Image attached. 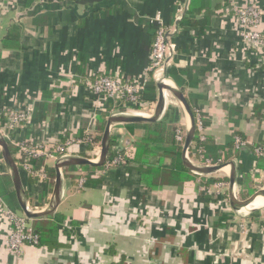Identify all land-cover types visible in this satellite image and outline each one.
Here are the masks:
<instances>
[{
  "label": "crops",
  "instance_id": "crops-1",
  "mask_svg": "<svg viewBox=\"0 0 264 264\" xmlns=\"http://www.w3.org/2000/svg\"><path fill=\"white\" fill-rule=\"evenodd\" d=\"M73 2L74 7L53 13L47 9L53 2L46 0H0V46L10 29L18 28L12 37L17 47L0 48V116L17 108L29 114L12 133L13 146L81 138L105 110V102L90 95V82L105 72L141 79L150 62L153 22L159 19L170 31L167 74L174 73L182 84L192 111L201 112L205 140L217 149L214 164L234 165L235 195L245 199L256 192L264 171L254 159L235 156L242 149H264V111L257 114L264 107V60L240 38L234 11L256 5L264 32V0ZM146 106L151 111L139 115L152 114V104ZM163 122L174 138L176 130L188 125L171 95L158 123ZM125 126H114L110 140L114 152L129 154L141 131ZM237 135L247 143L240 150L234 148ZM228 141L232 156L225 161ZM90 152L81 147L72 156L89 158ZM254 156L264 158V152ZM1 161L0 156V179L11 183ZM31 163L35 172L44 170L47 176L44 181L20 172L27 206L39 211L52 195L55 161L42 157ZM73 168L62 170L55 211L31 220L33 228H56L45 241L55 240L58 247L25 245L20 253H9L10 227L0 197V264H264V218L254 217L264 208L248 216L231 208L227 168L155 191L142 188L139 175L125 166ZM80 174L85 177L81 187Z\"/></svg>",
  "mask_w": 264,
  "mask_h": 264
},
{
  "label": "built area",
  "instance_id": "built-area-1",
  "mask_svg": "<svg viewBox=\"0 0 264 264\" xmlns=\"http://www.w3.org/2000/svg\"><path fill=\"white\" fill-rule=\"evenodd\" d=\"M58 0H47V2H56ZM235 17L239 24V36L246 44L249 50L257 53L264 60V32L260 29L262 13L256 5H247L242 8L235 9ZM155 27L154 40L151 45L150 62L144 71L141 79L128 80L119 77L118 72L111 73L105 72L101 76L95 77L89 84L90 95L94 100L101 101V103L110 100L113 104L110 114H125L134 111V108L142 106L139 103V95L142 93L148 82H155V75L158 70L166 71L167 63L171 57V49L168 45V35L170 34L169 28L162 24L159 19L153 22ZM164 74V72H163ZM154 104H152L153 106ZM105 112V110H103ZM4 122L0 124V133L3 138L14 145L11 139L12 133L19 130L29 118V114L24 110L17 108L7 110L4 114ZM195 133L198 134L199 142H204V124L201 112L198 110L193 111ZM96 121L91 120L86 128L83 130L81 138L69 136L64 139H59L54 142L43 145L24 146L16 145L20 165H18L20 172L27 176L38 177L40 180H47L44 170L35 172L31 161L35 158H46L56 160L63 156H72L77 149L84 147L89 148L91 152L89 157H96L100 147L97 142L98 134L96 132ZM185 131L183 129L176 130V142L182 147L184 143ZM247 143L239 136L234 137V148L240 150L245 147ZM132 148V147H131ZM114 156L108 159L105 166L108 168L124 166L125 154H120V151H115L112 148ZM16 153V155H17ZM254 153L257 157L263 156V149L259 146L254 148ZM193 161L196 164L203 166L220 165L213 164L210 160L203 159V150L198 148L196 156L193 155ZM196 159V162H195ZM78 185L81 187L85 183V177L80 174ZM1 201V200H0ZM4 206V220L10 227V232L6 238L5 246L9 253L18 254L21 252L25 245L38 246L39 237L31 225V220L27 219L24 215L9 210L6 205L1 201Z\"/></svg>",
  "mask_w": 264,
  "mask_h": 264
},
{
  "label": "trees",
  "instance_id": "trees-1",
  "mask_svg": "<svg viewBox=\"0 0 264 264\" xmlns=\"http://www.w3.org/2000/svg\"><path fill=\"white\" fill-rule=\"evenodd\" d=\"M74 0H58L53 3L48 4L47 9H51L53 13L62 9L64 7H74ZM191 12L187 10L183 21L188 20L187 16ZM184 25V22L183 24ZM18 28L12 27L7 34V36L2 40L1 49H14L17 47L16 39H13V35L16 34ZM168 75V74H167ZM98 76H101L99 74ZM97 76V77H98ZM179 88L183 90L182 84L176 79L174 73H169L168 75ZM156 86L153 81L148 82L144 91L139 95V103L142 105L155 104L156 102ZM190 110L193 114V104L188 101ZM112 102L110 100L105 102V112L96 119V131L98 134L97 142H100V136L102 133V126L105 119L110 115L112 109ZM257 108V107H256ZM139 108H134L138 110ZM264 111V107L257 108V114ZM256 111V109H255ZM264 119V118H263ZM4 117L0 116V124H3ZM127 128H135L141 131V136L136 137V141L133 144L132 151L126 155L124 166L127 170L135 171L140 178V185L142 188H146L152 191L161 189L164 186H180L186 180L193 177L186 168H184L181 161V151L182 147L175 141L173 129L167 128V125L163 123H138L130 124L125 126ZM13 134L11 138H13ZM239 136V135H237ZM205 137V136H204ZM231 140V139H230ZM113 141L110 140L109 144V155L108 159H111L114 154H112ZM9 151L11 152L17 165H20V159L16 156L18 151L12 143L8 142ZM201 147L203 150V159L210 160L213 164L217 163V149L213 148L210 144H207L206 140L204 142H199L198 134L195 133L192 144L189 148L188 155H196L198 148ZM232 141H228L225 149V161H229L231 158ZM264 152V149H263ZM123 152L120 151V154ZM236 158L246 157L254 159L257 163V167L264 171V158L255 159L254 152L252 148L242 149L236 152ZM32 164V163H31ZM33 166V165H32ZM83 169H90L91 167H82ZM75 168H66L65 170H72ZM93 169V168H91ZM213 182V181H212ZM0 197L5 201L6 207L16 212L19 210L18 204L15 199V194L12 189L11 183H7L0 179ZM51 226H54L53 224ZM36 234L39 237L38 246H45L47 248L58 247L55 240H50L52 242L48 243L49 240L45 241L48 234L56 232L57 229L52 228H34ZM56 242V243H55ZM48 245V246H47Z\"/></svg>",
  "mask_w": 264,
  "mask_h": 264
},
{
  "label": "water",
  "instance_id": "water-1",
  "mask_svg": "<svg viewBox=\"0 0 264 264\" xmlns=\"http://www.w3.org/2000/svg\"><path fill=\"white\" fill-rule=\"evenodd\" d=\"M165 81H167L169 85L165 84L164 83ZM154 83L157 90V99L152 114L148 117L130 116L127 114H110L106 119V123L100 137V151L95 159L91 160L86 157H80V156H63L55 160V166H54L55 173H54V184H53L52 195L48 205L44 209L39 211L29 210L22 189L19 167L15 162L11 152L9 151L8 142L3 138V136L0 133V156L6 167L7 173L10 177L13 191L15 194V199L19 207V211L27 219L36 220L39 218L49 216L55 211L60 201L62 181H63V176H62L63 169L72 168V167H85V166L92 168H100L106 163L109 155L110 130L114 126L130 125V124H138V123H150V124L158 123L161 114L163 112V109L165 108L166 93H169L172 97L175 98V100L179 103V105L181 106V108L188 117V125L185 130L184 143L181 151V161L184 168H186L192 175L199 177L211 175L222 169L227 168L228 181H229L228 202L231 208L237 212L241 211L242 213L253 212L264 208L261 207L255 210L245 211V209L249 207L257 198H264V189H263L264 187L257 190L256 192H254L249 197L243 200L237 199L234 191L235 186L237 184V172L232 163H225L215 166H203L196 164L190 160L188 156V151L195 135V124H194V117L190 110L189 104L184 94L182 93L181 89L167 75L166 71H164L162 79L160 81H155Z\"/></svg>",
  "mask_w": 264,
  "mask_h": 264
},
{
  "label": "rangeland",
  "instance_id": "rangeland-1",
  "mask_svg": "<svg viewBox=\"0 0 264 264\" xmlns=\"http://www.w3.org/2000/svg\"><path fill=\"white\" fill-rule=\"evenodd\" d=\"M47 1V0H46ZM155 105V104H154ZM154 105H153V108H154ZM149 111H151V108H149V106H146V105H142L138 110H130V112H132V113H139V114H141V115H146V113H149ZM99 144H100V142H99ZM99 148V150L98 151H100V147H98ZM99 153V152H98ZM98 155V154H97ZM86 157V156H85ZM96 157H93V158H88V159H91V160H93V159H95ZM2 162V161H1ZM262 182V183H261ZM262 185H264V175H262V177H261V179H258L257 181H256V187H254L253 189L256 191V190H259V189H261V187H262ZM236 196V198L237 199H239V200H243L244 199V196L242 195V194H239V195H235ZM29 210H31V211H33L31 208H29ZM16 213H18V214H20V215H23L19 210H17L16 211ZM238 214H240V216H244V215H252V214H250V212H243V213H238ZM257 215V216H256ZM254 217L255 218H258V219H262V218H264V213L262 214V213H255V215H254Z\"/></svg>",
  "mask_w": 264,
  "mask_h": 264
},
{
  "label": "bare ground",
  "instance_id": "bare-ground-1",
  "mask_svg": "<svg viewBox=\"0 0 264 264\" xmlns=\"http://www.w3.org/2000/svg\"><path fill=\"white\" fill-rule=\"evenodd\" d=\"M163 72L164 71L162 69L157 71V73L155 75V80L156 81H160L162 79ZM164 83L169 85V83L167 81H165ZM169 95H170L169 93H166L165 97L169 98ZM125 114L130 115V116H141V115H139V113H132V112H127ZM261 207H264V198H257L249 207H247L245 209V211L255 210V209H258V208H261Z\"/></svg>",
  "mask_w": 264,
  "mask_h": 264
}]
</instances>
